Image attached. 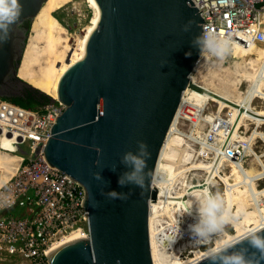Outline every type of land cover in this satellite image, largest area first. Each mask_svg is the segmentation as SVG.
I'll return each instance as SVG.
<instances>
[{
    "label": "water",
    "instance_id": "1",
    "mask_svg": "<svg viewBox=\"0 0 264 264\" xmlns=\"http://www.w3.org/2000/svg\"><path fill=\"white\" fill-rule=\"evenodd\" d=\"M46 1L21 0L23 12L0 43V97L39 90L19 76V69L29 39L25 23ZM96 2L99 19L85 54L59 80L57 98L66 108L45 148L49 163L84 187L90 235L60 242L47 256L51 264H154L149 216L158 192L153 183L143 189L120 186L118 177L125 170L120 159L143 140L153 168L185 92L221 97L191 78L199 52L190 42L203 31V17L192 0ZM189 20L191 28L184 31ZM112 189L127 192V199L103 194Z\"/></svg>",
    "mask_w": 264,
    "mask_h": 264
},
{
    "label": "built area",
    "instance_id": "2",
    "mask_svg": "<svg viewBox=\"0 0 264 264\" xmlns=\"http://www.w3.org/2000/svg\"><path fill=\"white\" fill-rule=\"evenodd\" d=\"M192 2L203 17V30L231 35L232 49L264 45V0ZM65 108L54 97L39 108L0 97V151L16 157L0 184V264H51L47 254L58 239L73 231L90 235L84 187L45 155L53 126ZM222 122L212 120L207 129L212 138L208 149L215 155L228 142ZM221 136L224 143H218ZM238 153L230 151V157L237 159Z\"/></svg>",
    "mask_w": 264,
    "mask_h": 264
},
{
    "label": "bare ground",
    "instance_id": "3",
    "mask_svg": "<svg viewBox=\"0 0 264 264\" xmlns=\"http://www.w3.org/2000/svg\"><path fill=\"white\" fill-rule=\"evenodd\" d=\"M69 1L71 0H47L45 2L41 11L31 23V34L30 37L28 36L29 39L27 40L26 50L24 52L22 63L19 69V76L21 78L25 79L27 82L39 88V90H42L43 92L47 93V95L49 94L51 97L54 98L58 97L57 91H58L59 80L63 75V73L72 64H74L76 61L80 60L84 56L87 45V39L99 19V7L97 5L96 0H88L92 5V7L95 9V14L92 23L88 26L85 32H83L84 30L81 31L84 34L78 37L76 41L73 43V45H71L70 42L71 40L70 38L68 39V36L65 33L66 31L65 28L62 26L58 18L54 15V12L57 9L63 7ZM28 33H29V29H28ZM258 48L260 50V47H255L252 44H250L249 46L240 45V47H238V49L241 51H237V52L238 53L240 52L241 54L243 53L242 55H245V57L248 58L247 63H249L250 67L252 68L251 70L244 69L243 73L237 72V68L236 69L234 68L237 76L241 75L243 80H247L248 82L249 81L251 82L249 83V87L247 89L248 91L246 90L247 91L246 94L245 91L242 92L241 95H240L241 91H239V94L238 92L234 94L233 89L235 90V88L233 86L232 89L224 84L225 86H221L220 88H218L216 86H211L208 84L206 85L204 84V82L203 83L200 82V80H198L195 76L192 77L193 81L203 85L205 88L211 90L221 98H218L217 96H214L208 92L191 90L192 92L191 98L184 95L183 101L179 106L177 114L170 126L165 143L161 149L159 162H158L161 170L162 182L159 184H153V188L158 192V197L157 199L151 200L150 202L149 227H150L151 250H152L154 264H195L196 262H199L200 260L204 259V251H202L200 248H197L193 252L194 255L193 258L186 259V258H181L180 256H175L174 258H172L171 256L172 259L168 261L165 258L164 259L161 258L155 243V241L160 240L167 242V244L169 245H172L178 238L183 237L185 235V232H187L181 229V232L178 233L177 227H174V229L172 227L175 233H172L173 230L172 232L170 231L168 233L170 227H166V229L165 228L158 229L159 225L157 223L159 222V219L157 218L161 213L160 208H162L164 213L165 212L168 213L167 218H169L170 221L173 222V217H174L173 213H175V211L174 208L172 207V203L176 198L174 195L175 193L172 192V190L174 189L173 184L175 180L178 181V179H180L178 177L182 176L184 171L186 172L189 169L202 168V169H206V171L208 172L204 182L193 184L195 185L194 187H197L198 191H203L206 188L211 190L210 185L212 184L213 178H219L221 181H223L225 185V190H223L224 201L226 206L230 209L231 215L233 217L231 225L232 228L234 229L233 231H235V234H231L226 231L228 235L235 237H243L250 229L264 228V206H262L261 204L264 203V197H263L264 188L257 189V187L255 186V179L257 178L260 179L261 177L264 178V166H262L261 170L259 171L256 170L257 172L254 173L250 169L245 168L241 162L232 161L231 163L233 166L232 169L234 173L231 175L222 174L223 172L221 173V166H222V162L224 161L223 157L219 156L217 157V159H215L214 162L211 163L208 162L206 163L204 160L198 158L190 159L191 152L187 151V147L179 148L177 146L178 144L176 143L177 141H173V143H175L173 144L175 145V147L173 146V148L175 150L177 149L183 150L179 156L181 161V163L179 164L181 166H184V168L179 169L180 168L179 164H175L173 162H171V164L168 166L162 165V160L167 156L168 150L173 149V148L169 149L170 141L172 139L171 136L172 133L176 130L175 127L176 118L179 116L180 110H182V106H186V105L187 107L188 105L195 106L201 110L207 99H213L214 101L219 103L220 109L224 107H229L233 109L234 119H232L233 124L231 126V132L229 133V136H231L233 132H234L233 136H235L236 132L238 133L239 126L241 125V122L244 120L245 116L256 119L258 121V124L259 122H264V107L254 106L252 103H250V97H249V93L251 92H257L262 97H264V91L261 88L262 87L261 83L264 82V49L261 50L259 53ZM251 51L253 52L250 55L249 53H251ZM255 53H258V57L256 58L253 56V54ZM244 68H247V66ZM236 81L238 80L236 79ZM231 82L234 81L232 80ZM231 82H229V85L231 84ZM228 101H230L231 103ZM234 104H236V106ZM260 135L264 136L263 133ZM250 138L251 137H249L248 139ZM225 155L228 156V154L226 153ZM15 159L16 157L14 155L3 153L2 151H0V170L2 169V172H0V184L8 178V176L5 174L8 171H10V168L13 166V162L15 161ZM241 183H243L246 189L251 191L250 196L253 197L252 201H254V204H256V210H250V211L240 210V211H244V213L242 214L244 215V217L242 219H240L241 213L237 214L234 211V207H233V205H236L237 202H235V199L238 197L234 193L235 191L234 188H236ZM243 190L245 189H237V191L239 192H242ZM247 194L249 195V193ZM248 198L249 197H247L246 199ZM188 222L189 223L193 222L192 216L189 218ZM169 225L171 226L173 224L169 223ZM83 236H85L83 233L78 231H73L61 237L56 242H54L50 247V250L52 249V247H54L60 242L81 238ZM168 258L170 259V257Z\"/></svg>",
    "mask_w": 264,
    "mask_h": 264
},
{
    "label": "rangeland",
    "instance_id": "4",
    "mask_svg": "<svg viewBox=\"0 0 264 264\" xmlns=\"http://www.w3.org/2000/svg\"><path fill=\"white\" fill-rule=\"evenodd\" d=\"M94 14H95V9L92 7V5L88 0H71L63 7H60L54 12V15L58 18L62 26L65 28L66 30L65 33L68 36V39L70 38L71 45H73V43L76 41L78 37L84 34L83 32H85L88 26L92 23ZM31 23L28 33L29 37L31 34ZM263 46L264 45H258V47H260V50L258 48L259 53L261 50L264 49ZM237 51H241V50L236 48L232 49L231 52L223 60H217L214 57H208L207 59L201 57L199 64H197V67L193 72V76H195L198 80H200V82L202 83L204 82V84L206 85L208 84L211 86H216L218 88L227 85L232 89L233 87L235 88V90L233 89L234 94H236L237 92L239 94V91H241L240 95L244 91L246 94L248 91L247 89L249 87V83L251 82L250 81L248 82L247 80H243L241 75L237 76L235 73V69L237 68V72L243 73L244 69L251 70L252 68L250 67L249 63H247L248 58L245 57V55H242L243 53L241 54L240 52L238 53ZM252 52L253 51H251V53L249 54L251 55ZM253 56L255 58L258 57V53L253 54ZM243 66L244 67L247 66V68H244ZM231 79L234 82H231L232 81ZM236 79L238 81H236ZM229 82H231V84L233 85L231 84L229 85ZM261 85H262L261 88L264 91V82H262ZM191 94L192 92L188 91L186 96L191 98ZM249 97H250V103H252L254 106L264 107V97H262L260 94H258L257 92H251L249 93ZM232 112L233 109L229 107H224L220 109L219 103L214 101L213 99H207L201 110L195 106H189V105L188 107L187 105L182 106V110H180L179 116L176 118V124H175L176 130L172 133L171 138L173 140L171 139L170 141L169 149L173 148V146L175 147V145H173L175 144L173 143V141H177L176 143L178 145L177 144L176 145L179 148L187 147V151L191 152L190 159L198 158L204 160L206 163L207 162L211 163L214 162L215 159H217V157L221 156L223 157L224 160L221 166V173L223 172L222 174L231 175L234 173L232 169L233 167L231 163L232 161L241 162L245 168L250 169L252 172L256 173L257 171L261 170L262 166H264V136L260 135L262 133L264 134V122H259L258 124V121L256 119L245 116L244 120L241 122V125L239 126L238 133L236 132L235 136H233L234 133L233 132L231 136H229V133L231 132V126L233 124L232 119H234L233 117L234 112L233 113ZM179 117L185 119L178 121ZM217 118H220V121H223L222 122L223 124L221 123V127L222 130H224L223 134L227 135L228 142L226 143L227 145L225 144V148L222 150H218L217 155H215L213 154L211 149H208L211 148L212 138L211 136L207 135V129L209 128L210 122L212 120L216 122ZM206 136L208 138L206 139L207 141L201 142ZM221 137L222 138H219L218 143L221 142L224 143L225 138L223 136ZM249 137L251 138L248 139ZM231 150L236 154L238 153V150H240L237 159L233 158L234 159L233 160L232 157H230ZM182 151H183L182 149L175 150L174 148L168 150L167 156L162 160V165L168 166L171 164V162L175 164L181 163L179 156L182 153ZM225 153L228 154L230 159L227 155H225ZM179 166H180L179 169L184 168V166H181L180 164ZM207 174L208 172L206 171V169H202V168L189 169L186 172L184 171L182 176L178 177L180 178L178 179V181L176 180L174 181L173 184L174 189L172 190V192L175 193L174 195L176 198L173 201V203L175 204L172 203V207L174 208L175 211V213H173L174 216L173 222H171L170 219L167 218L168 213L166 212L164 213L163 209L160 208L161 213L157 218L159 219V222L157 223L159 225L158 229H162V228L166 229V227H170V230L168 231L169 233L170 231L172 232L174 227H177L178 223H180L181 229L187 231V225L189 224L188 220L191 216L186 213L189 206L192 204V194L198 192L197 187H194L195 185L193 184L204 182ZM218 179L219 178H213L210 187L211 190L213 189V191H219L223 196L224 195L223 190H225V185L223 181ZM255 186L257 187V189L264 188V178L261 177L260 179L258 178L255 179ZM236 188L245 189V190L239 192L237 191ZM236 188H234L235 190L234 193L238 197L235 199V202L237 203L236 205H233V207H234V211L237 214L241 213L240 219H242L244 217V215L242 214L244 213L245 210H249V211L256 210V204H254V201H252L253 197L250 196L251 191L246 189L243 183L238 185ZM247 193H249V195ZM247 197L249 198L246 199ZM261 204L262 206H264V203ZM240 210H244V211H240ZM169 223L173 225L170 226ZM225 229L227 232L231 234H235V231H233L234 229L232 228L231 223L227 224L225 226ZM172 233H175L174 230ZM155 243L161 258L163 259L165 258L168 261H170L175 256H180L181 258H186V259L193 258L194 256L193 252L197 248H200L202 251H204V246L194 244L191 241L190 236L189 234H187V232H185V235L183 237L178 238L172 245L167 244V242L165 241L161 242L160 240L155 241ZM213 243H215V241H213ZM164 253L167 255H165ZM168 257H170V259ZM14 262L16 263V260Z\"/></svg>",
    "mask_w": 264,
    "mask_h": 264
},
{
    "label": "clouds",
    "instance_id": "5",
    "mask_svg": "<svg viewBox=\"0 0 264 264\" xmlns=\"http://www.w3.org/2000/svg\"><path fill=\"white\" fill-rule=\"evenodd\" d=\"M22 12L21 0H0V43L9 38L10 27ZM191 25L192 21L189 20L183 30L189 31ZM190 43L192 48L199 52L195 69L201 57L223 60L235 45L231 35L210 30H203L194 36ZM191 54V51L185 53L186 56ZM150 159L151 153L147 143L143 140L137 141L136 150L126 151L120 159L125 170L119 175L117 183L122 187L134 185L140 189H143L146 183H161L159 164L149 169ZM95 163L99 165V160ZM112 170L116 171V165H113ZM93 176L97 180H103L100 172L93 173ZM103 194L110 199L125 200L128 197L127 192L114 189ZM186 214L193 218V222L187 225L190 239L194 244L204 246V259L208 264H264V229H250L243 237L228 235L225 226L232 222L233 217L219 191L206 188L193 193L192 204ZM177 232H181L180 223L177 225ZM245 241L247 245H244Z\"/></svg>",
    "mask_w": 264,
    "mask_h": 264
},
{
    "label": "trees",
    "instance_id": "6",
    "mask_svg": "<svg viewBox=\"0 0 264 264\" xmlns=\"http://www.w3.org/2000/svg\"><path fill=\"white\" fill-rule=\"evenodd\" d=\"M27 27L29 29L30 22H26ZM10 100H13L21 105L33 107V108H39L45 105L46 103L51 101V96L47 95L45 92H41L38 89H32L31 91H28L26 97H13L8 98L4 97Z\"/></svg>",
    "mask_w": 264,
    "mask_h": 264
},
{
    "label": "flooded vegetation",
    "instance_id": "7",
    "mask_svg": "<svg viewBox=\"0 0 264 264\" xmlns=\"http://www.w3.org/2000/svg\"><path fill=\"white\" fill-rule=\"evenodd\" d=\"M25 26L27 27V24L25 23ZM32 89H30V88H26V91H27V93H28V91H31ZM27 93H26V95H27ZM26 95H24V96H20V97H26Z\"/></svg>",
    "mask_w": 264,
    "mask_h": 264
}]
</instances>
